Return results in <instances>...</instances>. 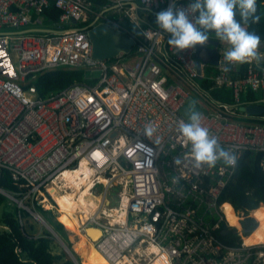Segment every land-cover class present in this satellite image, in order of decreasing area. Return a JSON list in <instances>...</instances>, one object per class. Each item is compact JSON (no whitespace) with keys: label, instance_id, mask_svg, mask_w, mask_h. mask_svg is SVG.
<instances>
[{"label":"built area","instance_id":"obj_1","mask_svg":"<svg viewBox=\"0 0 264 264\" xmlns=\"http://www.w3.org/2000/svg\"><path fill=\"white\" fill-rule=\"evenodd\" d=\"M108 1L98 11L94 0H0V171L15 187H0V194L31 216L41 217L36 205L60 211L55 196L72 191L61 178L82 168L99 200L76 229L109 264H264V243L243 240L251 211L221 201L242 154L264 152V114L240 110L264 107V41L239 76L240 64L224 70L228 45L214 32L209 39L217 46H205L216 49V66L198 60V46L178 51L167 44L155 15L170 0ZM51 6L59 15L48 22ZM112 9L118 16L107 15ZM98 23L127 32L132 48L111 60L94 58L88 31ZM57 67H82L89 82L38 96L31 81ZM216 90H228V100L214 98ZM249 93L257 100L244 102ZM192 95L204 102L201 123L235 155L234 166L194 165L178 131ZM87 228L101 236L92 242ZM228 232L233 242L219 236Z\"/></svg>","mask_w":264,"mask_h":264},{"label":"trees","instance_id":"obj_2","mask_svg":"<svg viewBox=\"0 0 264 264\" xmlns=\"http://www.w3.org/2000/svg\"><path fill=\"white\" fill-rule=\"evenodd\" d=\"M108 4V0H94L98 11L103 10V7ZM58 15L59 11L51 6L47 14L48 22L55 21ZM256 15L258 19L255 21L249 19L246 27L249 31L259 35L260 41H264V0H257ZM141 26L146 27L143 23ZM124 28L134 34L137 32V28L129 21ZM123 34L127 36V32L123 31ZM245 67L246 63L240 64L239 76H242ZM86 76L87 73L82 67H57L43 71L31 83L36 87L38 96L45 98L76 82H89ZM202 85L208 87L210 82L204 81ZM212 95L222 101L229 98L228 90H216ZM242 100L247 103L254 102L257 96L249 93ZM0 187L15 189L5 171H0ZM221 201L228 202L236 210H242L244 213L251 211V217L254 219L248 218L242 222L243 229L246 234H249L244 238V242L249 243L256 240L258 233L264 231V152L246 151L242 154L237 161L233 179L221 194ZM225 205L228 209L230 223L236 226L237 219L230 206ZM35 210L63 241L77 264H104L93 254L94 248L78 232L69 218L53 203L46 207L36 205ZM29 215L0 194V264H75L55 242L56 238L49 231L39 236L29 233L32 227L30 226L28 231L21 223V220ZM219 236L225 242L234 241L232 232L225 235L219 234ZM54 245L60 250L59 253H53ZM94 252L97 254L95 250Z\"/></svg>","mask_w":264,"mask_h":264},{"label":"clouds","instance_id":"obj_3","mask_svg":"<svg viewBox=\"0 0 264 264\" xmlns=\"http://www.w3.org/2000/svg\"><path fill=\"white\" fill-rule=\"evenodd\" d=\"M257 0H170L168 7L155 15L160 34H168L167 44L178 51L205 45L209 33L227 43L224 70L230 65L243 64L258 57L260 36L246 27L255 21ZM239 16V19H237ZM186 119L178 121V131L190 143L194 165L214 166L218 160L234 166L236 157L221 146L209 129L202 125V114L189 105ZM150 136L153 128L144 129Z\"/></svg>","mask_w":264,"mask_h":264},{"label":"water","instance_id":"obj_4","mask_svg":"<svg viewBox=\"0 0 264 264\" xmlns=\"http://www.w3.org/2000/svg\"><path fill=\"white\" fill-rule=\"evenodd\" d=\"M132 5L137 10H141V7L138 4L132 3ZM72 23L75 24L74 19L72 20ZM123 24H126V21H124ZM88 35L92 44V56L102 61L111 60L120 52H128L133 46V40L130 37L124 35L120 31L109 28L104 23H98L93 26L88 31ZM205 45H213L216 47L217 43L209 39ZM205 45H198V60L208 63L212 66H216L218 60V53L216 49H208ZM240 110L246 112L249 115L259 116L264 114V107L261 105H247L246 107H241ZM33 217L41 221V223L47 227L48 231L62 245L64 251L75 262V264H77L69 249L59 238V236L53 231V229L47 225V223L38 215ZM86 235L92 242H95L101 236V232L98 229L87 228Z\"/></svg>","mask_w":264,"mask_h":264},{"label":"bare ground","instance_id":"obj_5","mask_svg":"<svg viewBox=\"0 0 264 264\" xmlns=\"http://www.w3.org/2000/svg\"><path fill=\"white\" fill-rule=\"evenodd\" d=\"M82 171L83 169L80 168L79 170L73 173H66L63 176V178H61V180L64 182H67V186H69V188H72V191L66 192L62 196L60 195L55 196V199L57 201L56 203L60 211L69 218V220L72 222V224L75 227H77L78 224L83 223L88 218V216L96 208L98 204V200H99L97 196L93 195L89 191L90 188H89L88 183H84L83 182L84 180L81 179L80 173ZM81 183L84 184V188L79 186ZM67 199H70V201H66ZM66 203H68V205H66ZM76 209H79V212H78L79 215L74 214ZM223 209L226 213L228 221L230 222L227 206L223 205ZM82 236L87 241L86 237L84 235ZM244 243L250 246L264 243V231H260L258 233V238L256 240L249 242V243L247 242H244ZM89 244L91 245L92 248H94V246L91 243ZM94 250L97 252L99 257L102 259L103 263L109 264L95 248ZM159 262L160 261H157L155 264H159Z\"/></svg>","mask_w":264,"mask_h":264},{"label":"rangeland","instance_id":"obj_6","mask_svg":"<svg viewBox=\"0 0 264 264\" xmlns=\"http://www.w3.org/2000/svg\"><path fill=\"white\" fill-rule=\"evenodd\" d=\"M107 15L108 16H118V12L116 9H112V10H109L107 12ZM196 101H197V103H196ZM189 105L194 106L197 111L202 110V108L205 106L204 102L200 98L196 97L195 95H192L190 97V99L186 102L185 109H182L181 115L186 117V112H187ZM21 223L23 224V226L28 231H29V227L31 226L32 230H30L29 233H31L35 236L42 235L45 231H48L47 227L43 223H41V221H39L38 219H35L31 215H29L27 218L22 219ZM71 236H74V235L71 234ZM55 242L63 249L62 245L59 243V241L57 239H55ZM59 251L60 250L58 249V247H56L54 245L53 246V253H59ZM92 252L99 260H102L99 256H97V254L94 252V250Z\"/></svg>","mask_w":264,"mask_h":264}]
</instances>
